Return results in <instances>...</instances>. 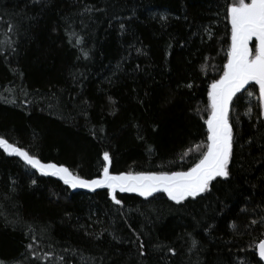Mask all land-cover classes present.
<instances>
[{
	"label": "trees",
	"instance_id": "16d2710c",
	"mask_svg": "<svg viewBox=\"0 0 264 264\" xmlns=\"http://www.w3.org/2000/svg\"><path fill=\"white\" fill-rule=\"evenodd\" d=\"M233 2L0 0V137L84 179L103 175L105 152L112 174L187 171L207 148ZM229 122L230 176L179 204L118 189L116 204L107 187L75 190L0 148V261L264 264L256 89L232 98Z\"/></svg>",
	"mask_w": 264,
	"mask_h": 264
},
{
	"label": "snow or ice",
	"instance_id": "6c2138e0",
	"mask_svg": "<svg viewBox=\"0 0 264 264\" xmlns=\"http://www.w3.org/2000/svg\"><path fill=\"white\" fill-rule=\"evenodd\" d=\"M227 13L231 22V47L223 75L211 84L208 92L211 112L206 120L207 148L199 161L187 171L112 174L109 171L111 157L105 152L103 159L107 163L103 167V175L95 179H84L63 165L42 162L37 156L4 137H0V148L9 155L20 157L44 175L58 176L71 188L95 190L107 187L116 204H121L116 197L117 189L120 192H138L145 197L163 191L177 204L205 193L217 177L228 178L231 174L229 164L233 157L234 137L229 122V105L233 96L250 81H254L259 85L260 100L264 102V0H234L227 8ZM254 37L258 41L255 53L249 47ZM195 244L196 241H193V246ZM170 251L174 253V249ZM259 253L264 257V240L259 244Z\"/></svg>",
	"mask_w": 264,
	"mask_h": 264
},
{
	"label": "flooded vegetation",
	"instance_id": "af4514ba",
	"mask_svg": "<svg viewBox=\"0 0 264 264\" xmlns=\"http://www.w3.org/2000/svg\"><path fill=\"white\" fill-rule=\"evenodd\" d=\"M257 44H258V41L256 40V38L254 37L253 38V40L251 41V43L249 44V46H250V48L252 49V51H253V53H255V51H256V46H257ZM256 89L257 91H258V93H259V85L256 83V82H254V81H250L247 85H246V87L244 88V89H241L239 92H237L234 96H236L237 94H239V93H241V92H243V91H246V90H248V89Z\"/></svg>",
	"mask_w": 264,
	"mask_h": 264
},
{
	"label": "water",
	"instance_id": "95a60500",
	"mask_svg": "<svg viewBox=\"0 0 264 264\" xmlns=\"http://www.w3.org/2000/svg\"><path fill=\"white\" fill-rule=\"evenodd\" d=\"M250 43H251V41H250ZM249 43V44H250ZM250 47V46H249ZM245 87H246V85H245ZM244 87V88H245ZM243 88V89H244ZM38 170V169H37ZM48 176H51V174H48ZM58 177V176H57ZM59 178V177H58ZM60 179V178H59ZM61 180V179H60ZM63 181V180H62ZM102 188V187H101ZM75 190H82V191H89V192H93V191H96V190H98V189H100V188H96L95 190H93V189H90V188H83V187H77V188H74ZM262 240H264V238L262 239ZM261 242V241H260ZM260 242L258 243V245H257V254H258V257H259V259L264 263V257H261L260 256V253H259V244H260Z\"/></svg>",
	"mask_w": 264,
	"mask_h": 264
},
{
	"label": "rangeland",
	"instance_id": "374dc122",
	"mask_svg": "<svg viewBox=\"0 0 264 264\" xmlns=\"http://www.w3.org/2000/svg\"><path fill=\"white\" fill-rule=\"evenodd\" d=\"M259 90V89H258ZM259 96H260V93H259ZM234 97V96H233ZM262 104H263V109H264V102H262Z\"/></svg>",
	"mask_w": 264,
	"mask_h": 264
}]
</instances>
